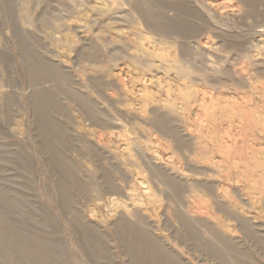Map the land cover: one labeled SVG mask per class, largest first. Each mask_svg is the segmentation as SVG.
<instances>
[{
    "label": "rangeland",
    "instance_id": "obj_1",
    "mask_svg": "<svg viewBox=\"0 0 264 264\" xmlns=\"http://www.w3.org/2000/svg\"><path fill=\"white\" fill-rule=\"evenodd\" d=\"M0 264H264V0H0Z\"/></svg>",
    "mask_w": 264,
    "mask_h": 264
}]
</instances>
